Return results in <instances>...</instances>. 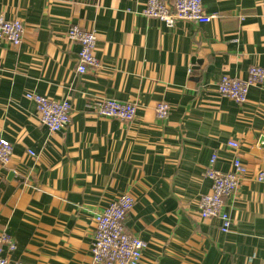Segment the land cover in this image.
Masks as SVG:
<instances>
[{
    "label": "crops",
    "instance_id": "crops-1",
    "mask_svg": "<svg viewBox=\"0 0 264 264\" xmlns=\"http://www.w3.org/2000/svg\"><path fill=\"white\" fill-rule=\"evenodd\" d=\"M146 2L0 0V14L25 25L19 46L0 40V138L14 145L0 164V233L16 244L3 251L9 260L95 264L94 217L129 193L125 228L147 242L140 264H264V85L244 104L218 92L224 75L264 67V0H203L218 20L172 26L144 15ZM72 25L96 31L99 71L77 72ZM28 92L69 100L70 125L51 132ZM104 97L136 103L135 120L98 116ZM159 102L171 107L167 119ZM214 153L223 172L237 155L249 168L226 199L227 232L199 215Z\"/></svg>",
    "mask_w": 264,
    "mask_h": 264
},
{
    "label": "built area",
    "instance_id": "built-area-1",
    "mask_svg": "<svg viewBox=\"0 0 264 264\" xmlns=\"http://www.w3.org/2000/svg\"><path fill=\"white\" fill-rule=\"evenodd\" d=\"M144 15L159 19L167 25H175L178 21L195 24L210 23L220 18L219 13H208L203 0H147L143 11ZM25 25L20 19H8L0 14V40H6L14 46H19L23 41ZM67 37L80 44L79 61L76 68L80 74L89 70L99 71L102 63L96 56L97 33L80 25H72L67 31ZM264 85V67L252 65L245 79L224 75L218 83V92L239 104L248 100L251 87ZM26 98L33 100L42 124L51 132H58L67 128L71 123L72 104L69 100H57L38 93L28 92ZM138 105L133 102H122L116 99L101 98L95 112L98 116L119 119L124 122L135 120ZM171 107L166 102L156 105V115L159 119H167ZM237 149L239 143L229 142ZM28 154L35 156L31 149ZM14 156V145L6 138H0V163L6 165ZM218 155L210 159L205 175L211 179V191L202 195L199 200V215L208 219L218 217L222 223V230L227 232L231 228V218L225 211L226 199L234 194L241 183L246 179L249 168L237 155L232 161V168L223 172L216 168ZM256 179L264 182V170H260ZM135 204L134 197L129 193L119 195L108 203L107 207L95 215V232L92 247L93 262L95 264H140L143 260L147 242L128 232L125 222ZM7 247L14 250L16 244L12 237L5 232L0 233V264H25L13 262L3 256Z\"/></svg>",
    "mask_w": 264,
    "mask_h": 264
},
{
    "label": "rangeland",
    "instance_id": "rangeland-1",
    "mask_svg": "<svg viewBox=\"0 0 264 264\" xmlns=\"http://www.w3.org/2000/svg\"><path fill=\"white\" fill-rule=\"evenodd\" d=\"M147 3V2H146ZM146 6V5H145ZM144 11V10H143ZM144 14V13H143ZM1 164V163H0ZM9 164V163H8ZM8 164H6V165H8ZM1 165H3V164H1ZM92 247H93V245H92ZM92 260H93V256H92Z\"/></svg>",
    "mask_w": 264,
    "mask_h": 264
}]
</instances>
